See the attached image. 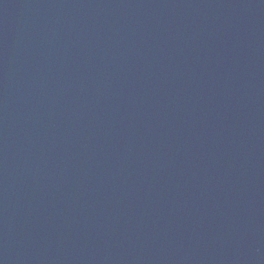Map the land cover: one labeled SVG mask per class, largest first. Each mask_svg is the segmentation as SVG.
<instances>
[{
    "label": "water",
    "instance_id": "95a60500",
    "mask_svg": "<svg viewBox=\"0 0 264 264\" xmlns=\"http://www.w3.org/2000/svg\"><path fill=\"white\" fill-rule=\"evenodd\" d=\"M0 264H264V0H0Z\"/></svg>",
    "mask_w": 264,
    "mask_h": 264
}]
</instances>
